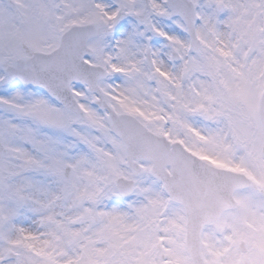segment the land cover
<instances>
[{
    "label": "snow or ice",
    "instance_id": "obj_1",
    "mask_svg": "<svg viewBox=\"0 0 264 264\" xmlns=\"http://www.w3.org/2000/svg\"><path fill=\"white\" fill-rule=\"evenodd\" d=\"M0 264H264V0H0Z\"/></svg>",
    "mask_w": 264,
    "mask_h": 264
}]
</instances>
